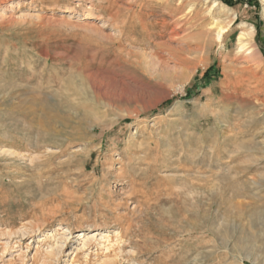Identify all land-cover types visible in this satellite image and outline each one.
Returning <instances> with one entry per match:
<instances>
[{
	"label": "rangeland",
	"instance_id": "rangeland-1",
	"mask_svg": "<svg viewBox=\"0 0 264 264\" xmlns=\"http://www.w3.org/2000/svg\"><path fill=\"white\" fill-rule=\"evenodd\" d=\"M43 259L264 264V0H0V264Z\"/></svg>",
	"mask_w": 264,
	"mask_h": 264
},
{
	"label": "bare ground",
	"instance_id": "bare-ground-1",
	"mask_svg": "<svg viewBox=\"0 0 264 264\" xmlns=\"http://www.w3.org/2000/svg\"><path fill=\"white\" fill-rule=\"evenodd\" d=\"M144 4H146V3H144ZM145 9L148 10L149 8H147L146 5H143L139 10L132 12L131 17H128L127 20H125L123 22V23H125L124 27H125L126 33H128V35H132L134 37V40L137 41V43L138 42L153 43V41H154V43H156L155 42L156 40H158V39L161 40V38H164L166 35H168L172 38L174 35L178 34L176 29H174V27H173V21L172 20H167L166 18H162L161 22H158L156 20H151L150 17L155 15L154 14L155 9L148 10L151 13L145 11ZM175 21H177V19ZM224 31H227V29H225ZM156 44H158V42ZM235 81H233V82H235ZM47 107L50 108L51 104H47ZM50 111H51V109H50ZM52 119H53V116L51 114H48L46 116V120H47L46 122L48 124H51L50 122L52 121ZM2 153L13 155L15 152H12L10 149L7 148V149L2 150ZM96 233H97V231H94V234L87 235V236L84 235V237H85V239L86 238L92 239ZM45 260L43 259L42 264H48Z\"/></svg>",
	"mask_w": 264,
	"mask_h": 264
},
{
	"label": "trees",
	"instance_id": "trees-1",
	"mask_svg": "<svg viewBox=\"0 0 264 264\" xmlns=\"http://www.w3.org/2000/svg\"><path fill=\"white\" fill-rule=\"evenodd\" d=\"M213 66H214V65H212V66L207 70L206 76H208L209 73L213 70Z\"/></svg>",
	"mask_w": 264,
	"mask_h": 264
}]
</instances>
